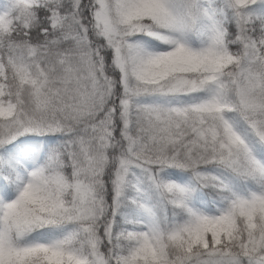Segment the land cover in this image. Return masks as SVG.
<instances>
[{"label": "snow or ice", "instance_id": "1", "mask_svg": "<svg viewBox=\"0 0 264 264\" xmlns=\"http://www.w3.org/2000/svg\"><path fill=\"white\" fill-rule=\"evenodd\" d=\"M0 264H264V0H0Z\"/></svg>", "mask_w": 264, "mask_h": 264}]
</instances>
